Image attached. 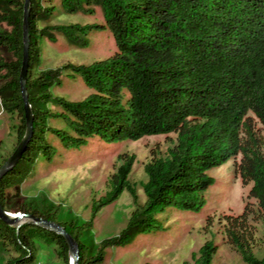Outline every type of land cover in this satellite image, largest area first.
Masks as SVG:
<instances>
[{"label":"trees","instance_id":"obj_1","mask_svg":"<svg viewBox=\"0 0 264 264\" xmlns=\"http://www.w3.org/2000/svg\"><path fill=\"white\" fill-rule=\"evenodd\" d=\"M42 0H29L28 70L25 82L30 109L31 135L19 161L0 178V204L5 190L19 184L42 156L55 152L46 138L50 132L65 148L82 145L87 138L137 140L145 136L175 133V143L165 155L144 165L145 201L140 203L129 180L133 157L121 164L110 179L109 189L91 205L88 220L58 222L78 244V264H100L106 249L127 244L135 235L160 229L157 214L168 206L196 210L203 204L202 191L213 180L207 171L240 154L238 164L244 182L264 215V136L257 133L255 117L264 134V0H61L68 13H95L104 24H58L38 27L47 14ZM24 0H0V104L7 113L20 116L17 143L26 122L19 86L22 59ZM107 28L114 38L113 55L90 64L67 62L31 76L39 61V38L65 36L85 46L94 28ZM63 75L80 77L92 89L81 100L53 96L50 88ZM53 107V109L51 108ZM61 120L66 129L49 125ZM127 190L133 210L125 226L104 238L93 257H86L82 234L91 229L96 214ZM31 213L37 215L34 211ZM58 210L39 215L56 221ZM233 219L234 228L243 223ZM246 264H264L229 232ZM0 240L16 253L5 264H35L36 241L54 244L59 264H69L68 247L60 235L37 225L4 223ZM216 251L205 242L192 262L211 264Z\"/></svg>","mask_w":264,"mask_h":264},{"label":"rangeland","instance_id":"obj_2","mask_svg":"<svg viewBox=\"0 0 264 264\" xmlns=\"http://www.w3.org/2000/svg\"><path fill=\"white\" fill-rule=\"evenodd\" d=\"M41 4L48 10L46 16L38 21L39 28L58 24H104L98 7L94 8L93 14L68 13L61 0H42ZM3 29L5 25L0 24V30ZM86 39L87 44L79 46L61 34H55L53 38L40 37L39 61L30 69L31 76L67 62L90 64L116 51L114 38L107 28H94ZM0 56L12 59L6 48L0 49ZM50 91L53 96L78 101L90 94L92 89L78 76L63 75L60 83L53 85ZM19 122L20 116L16 112L7 113L0 104V165L17 144ZM253 124L257 133L264 136L255 117ZM49 125L66 129L59 119L50 120ZM46 138L55 150L52 158L48 160L40 156L26 178L5 190V210L12 216L16 212L31 211L39 216L58 210L57 222L82 223L90 217L93 200L109 189L113 174L131 157L129 180L138 201L143 203V184L147 179L144 165L153 157L165 155L175 143L176 134L112 141L94 135L82 145L71 148H65L61 140L50 132ZM240 159L238 154L207 171L213 182L202 191L203 204L199 209L166 207L157 214L162 226L160 229L137 234L123 246L106 249L100 264H184L185 261L192 262L207 241L216 245L211 264H246L229 236L231 231L236 232L240 241L255 256L264 258V215L249 194L251 182H244L240 176ZM132 210V198L124 190L115 202L104 206L96 214L91 229L81 236L87 258L96 255L102 239L116 235L125 226ZM240 216L243 221L241 226L232 227L230 222ZM36 246L35 264H59L54 244L39 240ZM15 255L14 250L0 240V264H5L8 258Z\"/></svg>","mask_w":264,"mask_h":264},{"label":"water","instance_id":"obj_3","mask_svg":"<svg viewBox=\"0 0 264 264\" xmlns=\"http://www.w3.org/2000/svg\"><path fill=\"white\" fill-rule=\"evenodd\" d=\"M28 12H29V0H24L23 4V14H22V59L19 71V86L21 97L23 101L24 117L26 122L25 132L22 138L18 141L12 152L5 158L3 163L0 165V178L6 174L21 158L25 147L29 141L31 135V113L27 103L25 82L28 69ZM0 219L9 225H15L18 229L22 223L37 225L46 230L52 231L61 237H63L69 254V264H78V244L74 238L64 229V227L56 222L49 219H46L42 216L34 215L33 213L25 212H16L13 213V216L9 215V212L6 211L0 204Z\"/></svg>","mask_w":264,"mask_h":264},{"label":"bare ground","instance_id":"obj_4","mask_svg":"<svg viewBox=\"0 0 264 264\" xmlns=\"http://www.w3.org/2000/svg\"><path fill=\"white\" fill-rule=\"evenodd\" d=\"M10 215V214H9ZM10 216H12V215H10Z\"/></svg>","mask_w":264,"mask_h":264}]
</instances>
